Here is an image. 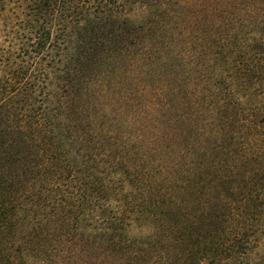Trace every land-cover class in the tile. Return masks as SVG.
<instances>
[{
  "label": "trees",
  "instance_id": "16d2710c",
  "mask_svg": "<svg viewBox=\"0 0 264 264\" xmlns=\"http://www.w3.org/2000/svg\"><path fill=\"white\" fill-rule=\"evenodd\" d=\"M203 262L264 264V0H0V264Z\"/></svg>",
  "mask_w": 264,
  "mask_h": 264
},
{
  "label": "rangeland",
  "instance_id": "374dc122",
  "mask_svg": "<svg viewBox=\"0 0 264 264\" xmlns=\"http://www.w3.org/2000/svg\"><path fill=\"white\" fill-rule=\"evenodd\" d=\"M141 9L139 7H136L133 9V11L130 13L132 17H139L140 16ZM260 246L256 247V252L252 254V257H255L257 253L260 251ZM202 264H208L207 262H203Z\"/></svg>",
  "mask_w": 264,
  "mask_h": 264
}]
</instances>
